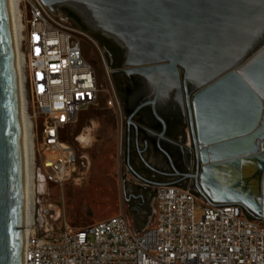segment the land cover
Returning a JSON list of instances; mask_svg holds the SVG:
<instances>
[{
	"label": "water",
	"instance_id": "water-1",
	"mask_svg": "<svg viewBox=\"0 0 264 264\" xmlns=\"http://www.w3.org/2000/svg\"><path fill=\"white\" fill-rule=\"evenodd\" d=\"M39 1L119 48L112 73L141 86L126 126L139 111L182 122L192 166L184 174L192 185L182 188L264 222V0ZM23 225L15 50L8 1L0 0V264H22Z\"/></svg>",
	"mask_w": 264,
	"mask_h": 264
},
{
	"label": "built area",
	"instance_id": "built-area-1",
	"mask_svg": "<svg viewBox=\"0 0 264 264\" xmlns=\"http://www.w3.org/2000/svg\"><path fill=\"white\" fill-rule=\"evenodd\" d=\"M18 13L20 96L33 176L22 264H264V222L236 203L210 205L187 188L157 186L152 222L140 231L125 215L75 228L63 209L39 204L36 187L62 186L77 169L80 154L64 136L78 114L97 108L105 92V107L119 117L121 142L122 108L113 85L99 82L86 58L84 44L95 46L88 32L39 0H18ZM104 75L109 78L106 66Z\"/></svg>",
	"mask_w": 264,
	"mask_h": 264
},
{
	"label": "rangeland",
	"instance_id": "rangeland-1",
	"mask_svg": "<svg viewBox=\"0 0 264 264\" xmlns=\"http://www.w3.org/2000/svg\"><path fill=\"white\" fill-rule=\"evenodd\" d=\"M90 37L96 47L84 44L87 59L94 65L99 82L104 86L110 83L115 88L112 70L117 46L103 36L90 34ZM105 66L109 78L104 75ZM106 97L103 92L97 108L79 113L76 123L64 136L80 154L73 176L59 187L39 185L34 198L39 204H48L52 211L56 207L63 209L66 221L75 228L125 215L135 228L142 230L152 222L153 203L141 209L126 194L124 178L127 173L122 162L119 117L105 107ZM80 136H84L85 141H81Z\"/></svg>",
	"mask_w": 264,
	"mask_h": 264
},
{
	"label": "flooded vegetation",
	"instance_id": "flooded-vegetation-1",
	"mask_svg": "<svg viewBox=\"0 0 264 264\" xmlns=\"http://www.w3.org/2000/svg\"><path fill=\"white\" fill-rule=\"evenodd\" d=\"M113 58V70H117L121 61L118 47ZM112 76L122 108L121 150L127 173L124 178L126 194L135 200L137 207L144 209L147 203H153V192L157 186L192 185L191 180L184 178V174L192 170L190 157L183 148L186 146L185 127L178 119L164 118L162 123L144 111L135 113L132 124L126 126V117L138 104L141 86L136 77L122 72L114 71Z\"/></svg>",
	"mask_w": 264,
	"mask_h": 264
},
{
	"label": "bare ground",
	"instance_id": "bare-ground-1",
	"mask_svg": "<svg viewBox=\"0 0 264 264\" xmlns=\"http://www.w3.org/2000/svg\"><path fill=\"white\" fill-rule=\"evenodd\" d=\"M10 14L12 39L15 50V67L17 72V83L20 101V128H21V143H22V165H23V199H24V225L23 239L26 232V227L31 220L32 198H33V176H32V147L31 136L29 132L28 122L23 114V107L20 96V57L17 54V46L20 38V18L18 13V0H7ZM81 141H85L84 136L79 137Z\"/></svg>",
	"mask_w": 264,
	"mask_h": 264
},
{
	"label": "trees",
	"instance_id": "trees-1",
	"mask_svg": "<svg viewBox=\"0 0 264 264\" xmlns=\"http://www.w3.org/2000/svg\"><path fill=\"white\" fill-rule=\"evenodd\" d=\"M64 12L69 16V17H72L66 10H64ZM74 24L78 26V22H77V19L74 18Z\"/></svg>",
	"mask_w": 264,
	"mask_h": 264
},
{
	"label": "crops",
	"instance_id": "crops-1",
	"mask_svg": "<svg viewBox=\"0 0 264 264\" xmlns=\"http://www.w3.org/2000/svg\"><path fill=\"white\" fill-rule=\"evenodd\" d=\"M86 55V54H85ZM86 58H87V56H86ZM67 141V140H66Z\"/></svg>",
	"mask_w": 264,
	"mask_h": 264
}]
</instances>
